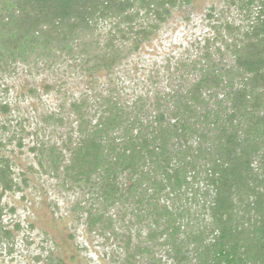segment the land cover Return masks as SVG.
<instances>
[{"label":"trees","instance_id":"obj_1","mask_svg":"<svg viewBox=\"0 0 264 264\" xmlns=\"http://www.w3.org/2000/svg\"><path fill=\"white\" fill-rule=\"evenodd\" d=\"M189 2L0 0V73L31 57L47 65L80 60L90 73L110 72L172 10ZM230 4L239 24H218L215 18L212 29L230 52L231 66L220 63V48L215 51L219 62H211L207 41L199 78L183 91L157 95L152 111L144 110L140 97L128 112L107 98L92 123L85 102L72 104L79 138L70 157L56 145L31 149L48 158L64 183L93 191L86 210L89 225L105 222L110 229L108 211L120 207L122 212L133 204L130 213L151 222L148 239L165 237L157 246L168 247L174 264H264V0ZM104 23L108 31L100 48L95 32ZM0 190L20 191L3 159ZM0 233L10 238L1 210ZM135 253L151 254L146 248ZM125 264H134L132 254Z\"/></svg>","mask_w":264,"mask_h":264},{"label":"rangeland","instance_id":"obj_2","mask_svg":"<svg viewBox=\"0 0 264 264\" xmlns=\"http://www.w3.org/2000/svg\"><path fill=\"white\" fill-rule=\"evenodd\" d=\"M231 1L190 0L177 7L136 52L125 51L110 72L90 73L80 60L57 59L47 65L46 60L31 57L0 73V159L8 161L20 187L4 194L0 190L2 225L10 233V238L0 233V264H48L49 256L62 264H125L128 253L134 264L153 263L151 255L162 264H174L168 247L157 246L165 237L148 239L151 222L135 218L130 213L133 204L122 212L120 207L108 211L113 216L110 229H105V222L89 225L91 189L64 183L54 175L48 158L31 149L56 145L66 159L70 157L79 138L72 104L85 102L84 112L92 123L107 98L128 112L140 97L144 110L152 111L157 95L183 91L199 78L207 41L211 62H219L215 51L220 48L224 55L220 63L231 66L230 52L212 29L215 18L218 24L225 20L239 24ZM107 31L105 23L97 26L100 48ZM138 248L151 254H137Z\"/></svg>","mask_w":264,"mask_h":264}]
</instances>
